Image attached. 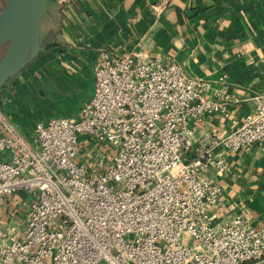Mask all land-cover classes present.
Segmentation results:
<instances>
[{"label": "built area", "instance_id": "2783aa9c", "mask_svg": "<svg viewBox=\"0 0 264 264\" xmlns=\"http://www.w3.org/2000/svg\"><path fill=\"white\" fill-rule=\"evenodd\" d=\"M204 90L174 62L101 49L93 95L75 117L36 123L28 140L0 109V208L22 193L27 211L16 231L0 210V264L264 260V227L215 219L221 188L212 177L227 169L220 148L264 146V91L213 137L197 125L229 117L238 99Z\"/></svg>", "mask_w": 264, "mask_h": 264}, {"label": "crops", "instance_id": "0c3cea01", "mask_svg": "<svg viewBox=\"0 0 264 264\" xmlns=\"http://www.w3.org/2000/svg\"><path fill=\"white\" fill-rule=\"evenodd\" d=\"M40 52L0 90V109L28 140L36 123L75 117L94 92L101 49L141 52L174 62L205 84L204 96L238 99L229 117L210 114L197 125L227 135L264 91V0H46ZM224 153L216 220L236 216L264 227V146ZM16 193L0 208L6 226L20 230L27 211Z\"/></svg>", "mask_w": 264, "mask_h": 264}, {"label": "water", "instance_id": "95a60500", "mask_svg": "<svg viewBox=\"0 0 264 264\" xmlns=\"http://www.w3.org/2000/svg\"><path fill=\"white\" fill-rule=\"evenodd\" d=\"M46 9V0H5L0 16V90L38 56Z\"/></svg>", "mask_w": 264, "mask_h": 264}, {"label": "rangeland", "instance_id": "374dc122", "mask_svg": "<svg viewBox=\"0 0 264 264\" xmlns=\"http://www.w3.org/2000/svg\"><path fill=\"white\" fill-rule=\"evenodd\" d=\"M4 6H5V0H0V16L2 15L3 13V10H4ZM3 53V50H1L0 52V56L2 55ZM99 150L103 151V148H99ZM109 153V152H108ZM133 236H131L132 238ZM99 264H104V262H100Z\"/></svg>", "mask_w": 264, "mask_h": 264}]
</instances>
